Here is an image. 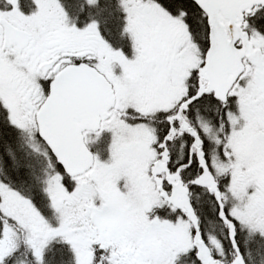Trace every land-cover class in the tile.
Listing matches in <instances>:
<instances>
[{"label":"snow or ice","instance_id":"snow-or-ice-1","mask_svg":"<svg viewBox=\"0 0 264 264\" xmlns=\"http://www.w3.org/2000/svg\"><path fill=\"white\" fill-rule=\"evenodd\" d=\"M0 264H264V0H0Z\"/></svg>","mask_w":264,"mask_h":264}]
</instances>
